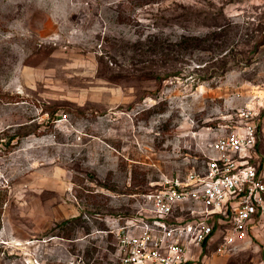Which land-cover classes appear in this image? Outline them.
<instances>
[{"label": "rangeland", "instance_id": "1", "mask_svg": "<svg viewBox=\"0 0 264 264\" xmlns=\"http://www.w3.org/2000/svg\"><path fill=\"white\" fill-rule=\"evenodd\" d=\"M246 107L264 154V0H0V264H116Z\"/></svg>", "mask_w": 264, "mask_h": 264}, {"label": "built area", "instance_id": "2", "mask_svg": "<svg viewBox=\"0 0 264 264\" xmlns=\"http://www.w3.org/2000/svg\"><path fill=\"white\" fill-rule=\"evenodd\" d=\"M257 118L255 108L241 109L233 118L234 129L211 144L203 173L192 170L185 178L165 177L160 188L140 196L136 215L112 231L119 255L116 264H189L200 259L220 226H226L223 235L206 259L254 248L251 225L257 233L264 232ZM71 264L89 263L78 259Z\"/></svg>", "mask_w": 264, "mask_h": 264}, {"label": "crops", "instance_id": "3", "mask_svg": "<svg viewBox=\"0 0 264 264\" xmlns=\"http://www.w3.org/2000/svg\"><path fill=\"white\" fill-rule=\"evenodd\" d=\"M261 137L258 136V140ZM257 156L259 157L260 162L264 166V154L257 150ZM226 226H220L219 231L217 232L215 238L213 241L207 242V244L204 246L203 253L201 254L200 259H191L189 261V264H227L228 260L230 259V255H218L214 254L210 258L206 259L205 255H209L213 253L214 249H216L218 242L220 241L223 231L225 230ZM257 228L254 225H251L250 231V237L254 239V251H257L260 253V261L263 259V250H262V239L264 237V232L257 233Z\"/></svg>", "mask_w": 264, "mask_h": 264}, {"label": "water", "instance_id": "4", "mask_svg": "<svg viewBox=\"0 0 264 264\" xmlns=\"http://www.w3.org/2000/svg\"><path fill=\"white\" fill-rule=\"evenodd\" d=\"M32 264H36L35 262H33Z\"/></svg>", "mask_w": 264, "mask_h": 264}]
</instances>
